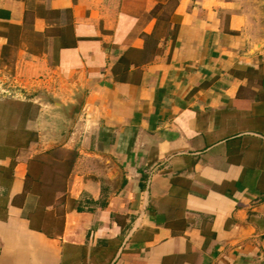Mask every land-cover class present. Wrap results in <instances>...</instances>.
<instances>
[{
    "label": "crops",
    "instance_id": "obj_1",
    "mask_svg": "<svg viewBox=\"0 0 264 264\" xmlns=\"http://www.w3.org/2000/svg\"><path fill=\"white\" fill-rule=\"evenodd\" d=\"M174 1L0 0V264H264L261 9Z\"/></svg>",
    "mask_w": 264,
    "mask_h": 264
},
{
    "label": "rangeland",
    "instance_id": "obj_2",
    "mask_svg": "<svg viewBox=\"0 0 264 264\" xmlns=\"http://www.w3.org/2000/svg\"><path fill=\"white\" fill-rule=\"evenodd\" d=\"M174 0H166V3L164 4L162 8V18L165 21V24H169V18H170V12L172 8L174 7ZM76 156V151L74 149H64L61 151L60 149L55 151L52 156V162H47L45 166V171L47 173V177H43L42 175L38 176L39 178L43 177L42 182H45L46 185L48 184L50 187H53L55 185L63 184L65 177V172L68 170L70 171L72 164L74 162ZM49 198V194L47 193L45 197V201H47ZM57 226L59 225L56 224Z\"/></svg>",
    "mask_w": 264,
    "mask_h": 264
},
{
    "label": "water",
    "instance_id": "obj_3",
    "mask_svg": "<svg viewBox=\"0 0 264 264\" xmlns=\"http://www.w3.org/2000/svg\"><path fill=\"white\" fill-rule=\"evenodd\" d=\"M257 1H258L257 5L261 9V13H262V30H261L262 36H261L260 42L258 44V48H259V47L264 45V0H257ZM82 99H83V97L81 94L76 96V102L77 103H75V111L72 112L70 120H74L75 116L77 115L78 109L80 108V105L82 102ZM69 128H70V125L67 124V126H65V128H63V133L66 134L68 132Z\"/></svg>",
    "mask_w": 264,
    "mask_h": 264
},
{
    "label": "built area",
    "instance_id": "obj_4",
    "mask_svg": "<svg viewBox=\"0 0 264 264\" xmlns=\"http://www.w3.org/2000/svg\"><path fill=\"white\" fill-rule=\"evenodd\" d=\"M4 96H11V97H17V98L20 97L22 99L25 98V96L23 94L19 95L15 92H6V93H4Z\"/></svg>",
    "mask_w": 264,
    "mask_h": 264
}]
</instances>
